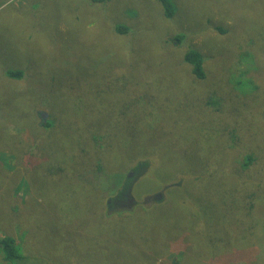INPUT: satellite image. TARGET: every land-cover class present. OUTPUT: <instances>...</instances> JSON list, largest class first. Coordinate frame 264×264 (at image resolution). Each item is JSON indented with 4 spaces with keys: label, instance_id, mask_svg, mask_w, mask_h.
Instances as JSON below:
<instances>
[{
    "label": "rangeland",
    "instance_id": "rangeland-1",
    "mask_svg": "<svg viewBox=\"0 0 264 264\" xmlns=\"http://www.w3.org/2000/svg\"><path fill=\"white\" fill-rule=\"evenodd\" d=\"M172 2L168 18L158 0H0V236L21 264H264V246L230 248L243 236L264 244V0ZM146 23L164 47L115 29ZM179 32L190 46L169 48ZM188 47L206 58L203 79ZM142 49L147 63L132 58ZM135 93H153L162 119ZM195 100L200 119L184 114ZM246 156L254 174L243 180ZM231 192L242 209L221 215ZM121 193L128 201L112 205ZM121 219L130 239L167 231L168 250L112 249L100 237L118 244Z\"/></svg>",
    "mask_w": 264,
    "mask_h": 264
},
{
    "label": "trees",
    "instance_id": "trees-1",
    "mask_svg": "<svg viewBox=\"0 0 264 264\" xmlns=\"http://www.w3.org/2000/svg\"><path fill=\"white\" fill-rule=\"evenodd\" d=\"M92 1V0H91ZM97 2H103V3H107V1L109 0H94ZM162 6V14L163 17H173L175 14V5L173 4L172 0H158ZM150 28H154L153 24L149 23ZM146 28L144 29L143 27L140 26H134L133 28L129 27V26H125L123 24H117L115 29L116 31L122 35L125 36L126 34L129 35L130 33H135L137 35L138 39H142L144 38V45L145 46H151L153 48H157V47H164L166 44V41L164 40L165 38L163 37V31L160 29H147V23L146 25H144ZM140 27V28H139ZM218 31H220L221 33H223L224 29L222 27H218L217 28ZM184 34L183 33H178L175 38H172L173 41H171V44H169V48H173L176 49L178 48V45L180 44V46L182 45H187L190 46L186 40L184 41ZM150 41V42H149ZM249 48L250 47V43L244 46H241V48ZM149 49V48H148ZM246 53H248V51H245ZM251 56H254L253 54L250 53ZM137 57L136 62H141V63H147L148 60L151 59V56L149 54V52L146 49H142L141 52L139 51L135 56H133L132 58ZM159 58V57H157ZM160 59V58H159ZM159 59H156V63H158ZM183 59L185 61V63L189 64L191 67V72L194 75V77L196 79H203L205 76V70H204V61L206 60V58H204V56L198 52L196 49L192 48V47H188L187 50L184 52V56ZM144 71V70H142ZM141 70L139 71L142 72ZM147 77L150 80H153L152 77L148 76ZM126 78H129V76L127 75H123L122 79L125 80ZM137 84L138 83H134V88L136 90V93H138V89H137ZM136 93L134 94V97H140L141 100L136 102V105L139 108L145 109L148 113V116L152 117L153 120L155 121H159L160 119H162V117L160 116L159 112H158V108H157V104L156 105H151V99L150 97L152 96L153 93H139L138 96L136 95ZM156 94V93H154ZM195 95H199L200 93H193ZM145 98V99H144ZM123 101V105L120 108L121 110L116 112V113H121L123 116H125L129 111H131L129 109V104H132L129 102V100H122ZM196 101V106L195 107H190V108H185L184 114H188L187 116L193 115L196 118H202L203 112L201 111V105L200 103ZM118 102L116 100L115 103L109 104V106L112 107H116L115 105H117L118 107ZM129 103V104H128ZM128 104V105H127ZM185 107V106H182ZM124 108V109H122ZM116 109V108H115ZM188 109H190L189 111H187ZM129 110V111H128ZM159 114V116H153V113L156 112ZM194 113H197V115H195ZM44 130L48 131L50 130L48 125H45L44 127H42ZM135 133H138V131H136ZM98 140V137H97ZM101 140V139H100ZM253 160V157L251 156H246L244 157V162L242 164V171H243V175L241 176L243 178V180H245V178H249L250 176H252L254 173L252 170H250L251 168V162ZM142 163V162H141ZM237 163V162H236ZM238 165V163H237ZM241 165V164H240ZM132 170H138V166L136 165L135 167H133ZM138 171H135V174ZM237 172V171H234ZM234 172H231L230 174L233 175ZM245 172H248V175H246ZM229 174V175H230ZM252 174V175H251ZM127 182H130L131 179L126 178ZM126 182V183H127ZM236 187L237 184L235 183ZM234 197V199L227 204V201L230 200V198ZM222 202L221 205H227V206H222L220 209H222L220 211V214H227L230 211H234L233 210V205H236V209L237 210H241L242 209V203L239 199V197H236L233 192L229 193H225L223 195V197L221 198ZM260 204H262L260 202ZM67 205V204H64ZM239 206V208H238ZM113 208V207H111ZM241 208V209H240ZM262 208H264V204H262ZM86 209V210H84ZM74 212H76L78 210V213H85L86 211H90V213L92 212L90 206L88 208H80L74 206V208L72 209ZM66 213V211H64ZM73 212V216L76 218H79L78 215L76 213ZM264 212V209L262 210V213ZM208 211L201 213V215L203 216L202 221L204 223H208L209 221H212L211 219L213 218L212 216H208ZM189 216V215H188ZM121 217V216H120ZM262 219L259 220L258 226L256 227L258 231H256V233L259 232V230H264V215L263 217H261ZM193 220V218H191ZM125 220L121 219L120 222L115 226L116 227V233H120V237H119V243L115 244L114 242L110 241L112 240V238H106V237H100L102 240H105L106 244L111 247L112 249H117V248H124V245H128L129 247H132L134 249H145L147 252V250H151L154 251L155 249H159V251L161 250H165L167 251L168 249H161V247H165L166 245H168L170 243V238H168L167 235V231L163 232L162 230H157L156 232L153 230V227H149L145 232H143L142 234H136V232H134L133 235L134 238L130 239V233L132 232V228L130 227L129 229L131 230H126L123 229V222ZM180 224V227L182 228V224L183 222L178 221ZM178 222L175 223V225L172 227L170 226V228H168L169 230V235H172L175 231L179 230V228L177 227ZM257 222V220H256ZM128 223V221H127ZM130 225V223H129ZM131 225H133V222L131 223ZM165 229V228H164ZM148 232V233H147ZM146 234H150V236H146ZM261 238L258 235H254L253 237H248V236H243L240 238V243L237 241V243L235 245L230 244V248L231 247H237V248H242L244 246H247L248 244L250 246H261L263 247L264 244H261L262 242H260ZM245 241H247V243H244ZM260 242V243H259ZM231 243V242H230ZM117 247V248H116ZM148 248V249H147ZM235 249V248H234ZM223 252L222 254H227L226 251L227 249H222ZM126 251V250H124ZM115 254V253H113ZM0 256L3 258V260L5 262H8L9 264H21L20 259H24L23 254L19 251V249L16 248L14 239L10 236H5L2 235L0 236ZM264 255H261V258ZM256 263L258 262L259 264H261V259L258 257H255Z\"/></svg>",
    "mask_w": 264,
    "mask_h": 264
},
{
    "label": "flooded vegetation",
    "instance_id": "flooded-vegetation-1",
    "mask_svg": "<svg viewBox=\"0 0 264 264\" xmlns=\"http://www.w3.org/2000/svg\"><path fill=\"white\" fill-rule=\"evenodd\" d=\"M158 194H160V193H158ZM160 196H161V194H160ZM151 198H153L155 200H159L161 197H156V195H154ZM129 200H131V199H129ZM127 201H128V194L125 195L124 193H121V195L119 197L111 199V204L114 206H116V205L119 206V205H124ZM146 201H147V199H146Z\"/></svg>",
    "mask_w": 264,
    "mask_h": 264
},
{
    "label": "water",
    "instance_id": "water-1",
    "mask_svg": "<svg viewBox=\"0 0 264 264\" xmlns=\"http://www.w3.org/2000/svg\"><path fill=\"white\" fill-rule=\"evenodd\" d=\"M156 197H160V195H159V194H157V195H156Z\"/></svg>",
    "mask_w": 264,
    "mask_h": 264
},
{
    "label": "bare ground",
    "instance_id": "bare-ground-1",
    "mask_svg": "<svg viewBox=\"0 0 264 264\" xmlns=\"http://www.w3.org/2000/svg\"><path fill=\"white\" fill-rule=\"evenodd\" d=\"M216 18V17H215Z\"/></svg>",
    "mask_w": 264,
    "mask_h": 264
}]
</instances>
